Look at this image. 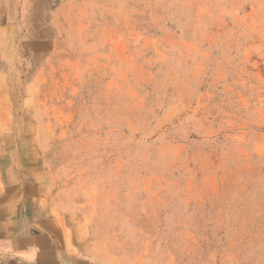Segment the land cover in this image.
Instances as JSON below:
<instances>
[{
	"label": "rangeland",
	"instance_id": "1",
	"mask_svg": "<svg viewBox=\"0 0 264 264\" xmlns=\"http://www.w3.org/2000/svg\"><path fill=\"white\" fill-rule=\"evenodd\" d=\"M0 124L105 264H264V0H0Z\"/></svg>",
	"mask_w": 264,
	"mask_h": 264
},
{
	"label": "crops",
	"instance_id": "2",
	"mask_svg": "<svg viewBox=\"0 0 264 264\" xmlns=\"http://www.w3.org/2000/svg\"><path fill=\"white\" fill-rule=\"evenodd\" d=\"M53 42L48 36L32 38L25 41L24 50L39 63L52 56ZM22 111L17 126L25 128L19 132L28 131L36 120L34 111ZM2 127L0 132L14 130ZM13 145L0 140V264H105L87 251L67 216L62 224L54 210L48 174L37 167L38 159L22 153L14 156L9 151Z\"/></svg>",
	"mask_w": 264,
	"mask_h": 264
}]
</instances>
